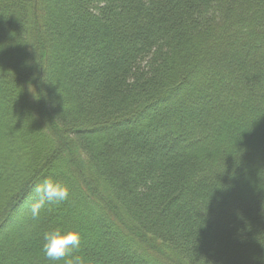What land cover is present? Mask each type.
I'll list each match as a JSON object with an SVG mask.
<instances>
[{"label":"trees","instance_id":"trees-1","mask_svg":"<svg viewBox=\"0 0 264 264\" xmlns=\"http://www.w3.org/2000/svg\"><path fill=\"white\" fill-rule=\"evenodd\" d=\"M73 256L264 264V0H0V264Z\"/></svg>","mask_w":264,"mask_h":264},{"label":"clouds","instance_id":"clouds-1","mask_svg":"<svg viewBox=\"0 0 264 264\" xmlns=\"http://www.w3.org/2000/svg\"><path fill=\"white\" fill-rule=\"evenodd\" d=\"M35 192L36 199L30 207L33 218L39 217L41 209L44 208L46 204L63 202L67 200L69 196L67 185L52 177L46 178L42 183L38 184L35 188ZM80 245L81 233L77 229L65 231L61 228H56L46 231L43 234L42 251L45 257L50 261H60L71 256L80 248ZM66 264H85V262L82 257L73 256Z\"/></svg>","mask_w":264,"mask_h":264},{"label":"rangeland","instance_id":"rangeland-1","mask_svg":"<svg viewBox=\"0 0 264 264\" xmlns=\"http://www.w3.org/2000/svg\"><path fill=\"white\" fill-rule=\"evenodd\" d=\"M18 224L21 225L19 222L17 223V225H18Z\"/></svg>","mask_w":264,"mask_h":264}]
</instances>
